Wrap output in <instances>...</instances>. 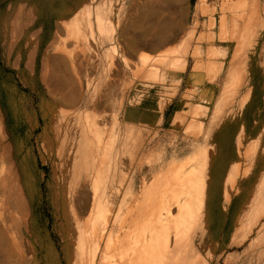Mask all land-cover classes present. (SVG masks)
Masks as SVG:
<instances>
[{
  "label": "rangeland",
  "instance_id": "rangeland-1",
  "mask_svg": "<svg viewBox=\"0 0 264 264\" xmlns=\"http://www.w3.org/2000/svg\"><path fill=\"white\" fill-rule=\"evenodd\" d=\"M227 1L0 0V264H80L85 227L75 201L95 170L91 158L89 178L80 177L90 156L86 122L94 118L104 135L117 136L116 148L129 141L113 174L116 204L131 182L140 194L169 163L197 155L187 170L201 167V206L161 264H264V25L247 48L242 84L221 109L237 42L220 38V19L228 13L230 30L239 13ZM150 39L169 45L156 52ZM166 51L183 56L178 68L157 66ZM68 55L81 83L74 106L52 91ZM163 75L174 84H162ZM132 88L130 98L146 95V106L162 99L153 128L125 121L155 120L142 109L122 117ZM96 102L108 107L93 109ZM191 120L201 124L198 136L187 131ZM10 212L24 231L13 230Z\"/></svg>",
  "mask_w": 264,
  "mask_h": 264
},
{
  "label": "bare ground",
  "instance_id": "bare-ground-1",
  "mask_svg": "<svg viewBox=\"0 0 264 264\" xmlns=\"http://www.w3.org/2000/svg\"><path fill=\"white\" fill-rule=\"evenodd\" d=\"M227 4L229 10L239 11V13L231 14L230 30L228 28V13L226 14L224 12L225 14L220 19V38L225 39L230 34V38L237 42L229 61L225 85L220 97L221 109L224 103L229 100L228 98H231L237 93L239 86L242 84L247 48L254 37L257 36L258 30L264 25V6L261 4V0H234L230 2V5L229 3ZM222 9L225 11L226 8ZM245 9L246 13H244L245 11L243 12ZM168 42V40L163 41L160 45L163 46ZM262 50L261 52H263L264 57V48ZM178 56L171 51L163 52L156 59V64L157 66L168 65L170 68H178V64L181 63V58H183V56ZM182 60L184 61V59ZM65 63L66 69L64 67V74H58L55 69V73L58 75L54 73V78H58L56 80L58 85L53 86L54 89L52 91L54 96L56 95V98H58V101L67 102L69 105L74 106L80 100L79 90L81 87V83L79 84L75 80V77H72V73H77L75 57L72 58L68 55ZM219 65L220 74L223 62L220 61ZM59 72L62 73V71ZM56 75L57 77H55ZM99 96L102 98L101 93ZM93 107V109L103 108V111H105L108 105L102 107L101 102H96ZM95 119L93 122H86L87 131L90 136L84 135L86 139L85 148H87V155L90 156L86 159L85 169L84 171L82 170L83 172H81L82 175L80 177L82 179L85 176L89 178V170L91 169V162L89 163V161L91 158L95 162V170L90 182L84 185V189L78 191V197L75 201V208L78 215L77 220L83 223L85 227L83 230L84 247L81 249L83 250L84 256L80 264H161L165 261L169 253L171 242H173L172 240L177 238L179 234H184L191 229V222L201 206L203 194V183L200 175L201 167L198 165L191 166L192 169L187 170L193 161L198 160L197 155L183 163L172 160L173 162L169 163L165 167L166 169H163V172L160 171L161 173L158 174L156 171L155 173L158 175L155 174L154 176L156 177L151 176L154 177L152 180L153 183L151 186H146L145 184L140 194L134 192L131 182L116 204L115 198L118 197V194L113 191V174H116L115 170H117L116 164L118 162V156L124 153L125 148L129 150L127 149V143L129 141L124 139L126 141L124 142L122 140L121 148H116L117 136L114 139L112 134L104 135V131L99 125L100 122L96 120L95 123ZM197 121L191 120L190 125L188 124L189 129L187 131L193 129L190 132L194 136H198V133L201 132V124H198L199 122L195 124ZM113 130L111 129V132ZM132 142L134 141L132 140ZM132 142L129 144L132 145ZM140 142L142 141L140 140ZM135 144L138 149L140 144L138 142ZM133 151L131 154L134 153ZM135 156L133 160H135ZM110 161L111 163H109ZM66 185L69 195L71 186ZM9 214V221L10 224L13 223V230L18 232L22 229L24 231V228L19 226L17 217L13 212ZM1 233L4 234L5 232L3 231ZM2 239L0 238L1 242ZM13 243L17 247V243Z\"/></svg>",
  "mask_w": 264,
  "mask_h": 264
},
{
  "label": "crops",
  "instance_id": "crops-1",
  "mask_svg": "<svg viewBox=\"0 0 264 264\" xmlns=\"http://www.w3.org/2000/svg\"><path fill=\"white\" fill-rule=\"evenodd\" d=\"M31 26V25H30ZM39 26H41L42 27V24L40 23V25ZM151 41H152V44H151V46L152 47H148V48H150V49H152L153 51H156V52H158V51H160V49H161V46L160 47H156L155 46V39H150ZM90 46L91 47H93V49H94V51H96V49H97V44H98V41L96 40V39H91L90 40ZM167 45H169L168 43L166 44V46ZM163 47V46H162ZM145 48V47H144ZM144 48L142 47L141 49H139V51H144ZM147 48V49H148ZM156 48V49H155ZM94 76H97V71H95L94 73H93V77ZM162 84H169V85H173L174 83H172V82H170L169 80H167V78L163 75L162 76ZM154 83H155V80H154ZM109 85V84H108ZM107 85V86H108ZM92 86V85H91ZM106 86V87H107ZM106 87L105 88H96V87H92L91 88V90L93 91H95V90H98L99 92L101 91V92H103V91H105L106 90ZM113 88L111 87V90H112ZM137 90V89H136ZM168 90V89H167ZM134 91V89L132 88L130 91H129V94H128V96H127V98H126V101H125V104H124V109H123V113H122V117L124 118V119H126V117H127V113H128V111L131 109V108H139V109H142V110H144V111H146V112H149V113H151V114H153V116L155 117V120L154 121H148V122H140V121H137V120H135V119H130V118H128L129 120H125V121H127V123L128 124H131V125H137V124H142V125H147V126H149V127H154V126H156L157 124H159V122H160V120L163 118V108H164V105H163V103H162V99L160 100V98H159V103H156V104H154V105H151V106H146L145 105V103H144V101L146 100L145 99V96L146 95H144L143 97H141L142 99H140L139 101H135V100H133V99H131L130 97H131V94H132V92ZM143 92H146V90L145 91H143ZM159 95H163L162 93H159ZM163 101H164V99H163ZM161 104V105H160ZM176 114V113H175ZM174 119V118H173Z\"/></svg>",
  "mask_w": 264,
  "mask_h": 264
}]
</instances>
